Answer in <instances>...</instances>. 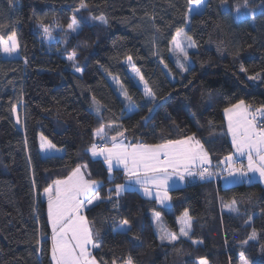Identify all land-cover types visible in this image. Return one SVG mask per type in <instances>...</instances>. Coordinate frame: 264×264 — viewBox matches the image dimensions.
Wrapping results in <instances>:
<instances>
[{"label": "trees", "instance_id": "obj_1", "mask_svg": "<svg viewBox=\"0 0 264 264\" xmlns=\"http://www.w3.org/2000/svg\"><path fill=\"white\" fill-rule=\"evenodd\" d=\"M188 9L189 0H0V34L15 31L19 44L18 58L0 57V264H51L47 204L40 194L77 166L99 184L101 201L83 209L100 244L91 249L98 264H123L129 257L132 264H196L201 258L208 264H264L259 183L222 187L215 179L189 180L168 191L170 207L162 209L134 190L117 196L115 186L125 176L120 170L110 174L88 153L121 131L120 140L144 144L195 135L211 169L232 155L224 109L241 100L252 109L264 105V0H205L199 13L187 17ZM100 15L107 23L92 19ZM73 17L78 29L68 35ZM41 24L64 42H46ZM185 26L195 41L188 63L180 62L186 71L171 54L172 39ZM73 51L80 72L67 60ZM128 57L150 98L127 71ZM101 124L103 138L94 135ZM47 141L62 155L43 154ZM233 198L237 211L225 207ZM185 210L188 237L161 241L158 225L175 233ZM123 219L130 230L120 229Z\"/></svg>", "mask_w": 264, "mask_h": 264}, {"label": "snow or ice", "instance_id": "obj_2", "mask_svg": "<svg viewBox=\"0 0 264 264\" xmlns=\"http://www.w3.org/2000/svg\"><path fill=\"white\" fill-rule=\"evenodd\" d=\"M80 7L86 8L87 5L81 3ZM203 7L204 0H194V3L193 0H189L188 12L189 14L192 12L199 13ZM92 19L107 23L104 15L92 17ZM41 27L45 35L51 36L47 26L41 24ZM68 28L72 32L77 31L75 17L68 24ZM181 36L186 37L189 47L195 46V41L187 36L183 29H178L176 36L173 37L172 43L175 45L178 66L186 71L185 65L180 63L181 56L184 60L188 59V53L179 39ZM18 47L15 31L7 36L0 34V50L3 53L11 55L16 52ZM236 55H239V53H236ZM76 56L77 53L73 51L67 59L72 62L75 70L80 72L81 69L75 66ZM128 61L131 65V57H128ZM132 67L133 71H136L139 75L138 69L134 65ZM240 70L246 71L243 65H241ZM256 78V76L249 77L252 80ZM140 79L143 81V76ZM144 89L145 96L153 95L146 81L144 82ZM125 98L131 99L127 96V93H125ZM93 102L98 104L95 99H93ZM13 111L15 112L16 109L13 108ZM96 111L99 112V107L96 108ZM224 112L228 122L227 131L231 135L233 148L240 156L247 157V171L244 170L243 165L240 168L234 167L231 155L225 157V160L230 164L229 175L238 173L241 176H247L249 172H252L258 173L259 177L264 179V105L252 109L251 106L246 105L241 100L237 104L225 108ZM17 122L19 123V120ZM94 135L102 138L107 136L105 126L101 124L95 130ZM123 135V132L117 131L111 137L113 141L111 147L105 146L98 149V146L93 144L89 149L93 156L98 154L104 156L110 174L113 171L114 161L116 165L123 166L128 184H117L115 186L114 192L117 196L133 185H138L146 196H151L152 189L155 188L157 202L163 204L166 200L171 199L168 195V188L170 187L169 181L173 176L183 181L185 176H199L201 180H204L214 175L208 167H204V165H210L211 160L203 144L195 138V135H189L181 139H166L159 144H125L123 140H117V137H123ZM41 140L46 141L47 138L41 136ZM41 147L54 148L55 145L51 141H47L42 143ZM198 166L199 170H197ZM98 187V182L87 179L81 167L77 166L67 177L54 180L52 185L44 189L48 203V221L51 225V259L53 264H98L90 251V247L99 248L100 244L94 239L93 225L82 214L83 208L92 205L96 201H101L97 191ZM108 199L111 200V196ZM236 203L237 201L233 198L225 207L237 211ZM154 215L159 220L160 213L156 212ZM178 223L180 224V235L187 237L191 230V217L187 210L178 218ZM119 227L122 230L128 227L130 230V221L127 219L121 220ZM158 229L161 241L167 240L172 243L179 238L177 234L168 232L162 225H158ZM255 237L256 233L253 231L249 239H255ZM247 242L243 241L242 243ZM39 243L40 241L37 240V244ZM193 243H196V241H193ZM113 264H115V261H113ZM127 264H132L131 257H129ZM199 264H208V262L206 259L201 258Z\"/></svg>", "mask_w": 264, "mask_h": 264}, {"label": "crops", "instance_id": "obj_3", "mask_svg": "<svg viewBox=\"0 0 264 264\" xmlns=\"http://www.w3.org/2000/svg\"><path fill=\"white\" fill-rule=\"evenodd\" d=\"M223 120H224L225 128L227 130V123L228 122H227V118L225 116L224 111H223ZM228 135H229V140H230V143L232 146L231 135L229 133H228ZM123 142L125 144H135V143H131V142L125 141V140H123ZM97 146L99 149V148L105 147V146L111 147L112 144L111 145L97 144ZM88 153H89V156L91 157V159L102 160L108 168V165L105 162L103 155L98 154L96 156H93L91 151H88ZM231 156L233 157L232 165L234 167L240 168L243 165L244 170L247 171V157L246 156H240L238 153H236L233 146H232V155ZM204 167H208L209 170L214 173L213 176H211L210 178L204 179V180L215 179L216 181H218L221 184L222 187H229V186L240 184V183H251V182H257L264 187V179H261L259 177L258 173L249 172L247 176H241L237 173V174L230 176L229 175L230 164L225 159L221 162V164L219 166H216V168H214V169H211V164L210 165H204ZM113 170H120L122 172V174L125 176V178L127 179L126 181H124V184H128V178L126 177V175L124 173L122 165H116V163L114 161L113 162ZM197 170H199V166L197 167ZM249 178H251V180H249ZM189 180H201V179L199 178V176H192V177L185 176V179L183 181H181L178 179V177L173 176V178L169 181L170 187L168 188V191L172 188L182 187ZM127 190H134L144 199L153 200L159 208L168 209L170 207V201L169 200H166L163 204L157 202L156 194H155L156 193L155 188L152 189V195L151 196L144 195L143 190L138 185H133L132 187H130ZM82 214H83V211H82Z\"/></svg>", "mask_w": 264, "mask_h": 264}, {"label": "rangeland", "instance_id": "obj_4", "mask_svg": "<svg viewBox=\"0 0 264 264\" xmlns=\"http://www.w3.org/2000/svg\"><path fill=\"white\" fill-rule=\"evenodd\" d=\"M204 2H205V0H204ZM202 10V8L200 9V11ZM199 11V12H200ZM194 13H196V12H192L191 14H189V12L187 13V17H189L190 15H192V14H194ZM235 15H241L239 12H236V14ZM73 19V18H72ZM72 19H71V21L69 22V23H71L72 22ZM76 22V21H75ZM68 23V24H69ZM66 29V32H67V34L68 35H71V34H74V33H76V32H72L69 28H68V25L65 27ZM76 28L78 29V25H77V23H76ZM183 29V31L186 33V29H187V26H185L184 28H182ZM43 35H44V37H45V40H46V42H51V41H55V40H62L61 39V37H59V36H57V35H54L52 32H51V36H47V35H45V33H44V31H43ZM176 36V34L174 35V37ZM179 39H180V41H181V43H182V45H183V47L185 48V50L186 51H188L189 50V46H188V41H187V39H186V37H184V36H181V37H179ZM63 41V40H62ZM172 41H173V39H172ZM64 42V41H63ZM171 54H172V58H173V60L175 61V63L178 65V63H177V55H176V51H175V45L171 42ZM0 57L1 58H3V59H16V58H18L19 57V55H18V51L16 50V52H14V53H12L11 55H8V54H5V53H3V51L2 50H0ZM68 60V59H67ZM69 61V60H68ZM71 62V61H70ZM180 62H185V63H188V61L187 60H184L183 59V57L181 56V58H180ZM125 65H126V68H127V71L129 72V74L131 75V77H132V79H133V81L135 82V84L141 89V91L143 92V94L145 95V89H144V82L143 81H141V79H140V74L138 75L137 74V72L136 71H133V67H132V64L130 65L129 64V61L128 60H125ZM109 80L111 81V82H113V79H111V78H109ZM146 98H150L151 96H145ZM16 109V111L14 112V118H15V122H16V125H17V127L18 128H20V124L17 122V120H18V115H17V111H18V107H16L15 108ZM62 153H63V151L61 150V149H57V148H43V154H46V155H48V154H53V155H56V156H61L62 155ZM81 169H83L84 170V168H81ZM41 199L42 200H44V201H46V204H47V213H48V203H47V196H46V194L44 193V190H43V192H41ZM84 209V208H83ZM83 209H82V211H83ZM47 217H48V215H47ZM48 223H49V221H48ZM49 228H50V236H49V238H50V253H49V257H50V261H51V264H53V261H52V259H51V225H50V223H49ZM121 229V228H120ZM122 230V229H121ZM123 230H125V229H123ZM179 230H180V224L178 223L177 224V231L175 232V234H177V236L179 237V238H187V237H185V236H182V235H180V232H179ZM189 233H190V231H189ZM178 238V239H179ZM177 239V240H178ZM167 241V240H166ZM168 242V241H167ZM175 242V241H174ZM173 243V242H172ZM91 247H90V251H91ZM123 264H127V261L125 262V263H123ZM196 264H199V261H197L196 262Z\"/></svg>", "mask_w": 264, "mask_h": 264}, {"label": "water", "instance_id": "obj_5", "mask_svg": "<svg viewBox=\"0 0 264 264\" xmlns=\"http://www.w3.org/2000/svg\"><path fill=\"white\" fill-rule=\"evenodd\" d=\"M159 105L160 104L158 103L152 108V110L150 111L148 116L145 118L144 123H147V122H149L151 120V118L153 117L155 111L158 109ZM121 138L122 137H117V140H120ZM104 143H105V145H111L113 143V141L111 140V137H106L105 140H104Z\"/></svg>", "mask_w": 264, "mask_h": 264}]
</instances>
